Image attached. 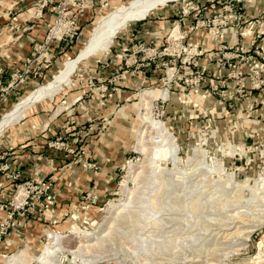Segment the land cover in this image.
<instances>
[{"label":"rangeland","instance_id":"374dc122","mask_svg":"<svg viewBox=\"0 0 264 264\" xmlns=\"http://www.w3.org/2000/svg\"><path fill=\"white\" fill-rule=\"evenodd\" d=\"M20 1L0 0V21L43 3ZM52 1L51 20L74 21L77 35L7 56L16 65H0V118L132 0ZM242 3L158 5L6 126L0 264L18 253L13 264H264V68H221L243 42H215L219 68L200 65L212 53L202 33L236 24L248 35Z\"/></svg>","mask_w":264,"mask_h":264},{"label":"crops","instance_id":"0c3cea01","mask_svg":"<svg viewBox=\"0 0 264 264\" xmlns=\"http://www.w3.org/2000/svg\"><path fill=\"white\" fill-rule=\"evenodd\" d=\"M242 1L243 8H245L248 16L242 22H246V26H244V28H248L246 34L251 36H245L242 34L239 29L240 25L237 26L236 24V26L234 25L230 28H225L221 37L215 34L205 35L202 33L206 38L204 40L208 41L210 36V50H212V53L206 51L207 53L200 57L201 66L207 65V67L210 68H219L216 63V56L218 57L220 54L213 51L217 48L215 42L216 44L226 42L229 43V46L231 47H236L237 44L243 42L245 46L247 45L245 48L246 52L239 53V56L237 55L236 59L231 60V62L228 61L229 67L224 66L221 68H264V0ZM24 3L25 2L19 4L18 10L23 9V7L20 6ZM10 5L13 7L16 4ZM33 9L36 11L35 5ZM31 10L32 9H29L14 17H10L11 12H8L9 17L0 21V65H5V68H11L12 65H16L14 58L7 56L20 57L21 55L30 53L32 50V43L34 41H42L47 35V25L52 21L50 16L52 15L51 12H47V14L40 17L37 16V11L31 13ZM256 16H258V19L253 20ZM247 21L250 22L248 23ZM148 22L149 21H145L144 24L134 26L132 30H136V27H144ZM174 30L175 34H177L178 26ZM211 37L213 38L214 43H211ZM214 53H217L216 56H214ZM240 56L243 57L242 60L240 59ZM252 56H254V61L251 59ZM11 59L15 62H11Z\"/></svg>","mask_w":264,"mask_h":264},{"label":"bare ground","instance_id":"6f19581e","mask_svg":"<svg viewBox=\"0 0 264 264\" xmlns=\"http://www.w3.org/2000/svg\"><path fill=\"white\" fill-rule=\"evenodd\" d=\"M167 1L171 0H132L129 4L103 16L93 27L88 41L75 58L67 60L64 63V66L56 72L50 80L32 89L14 107L4 113V115L0 118V143L6 126L12 121H16L21 118L24 114L23 112L26 106L45 96L51 97L62 88L70 86L73 83L71 74L84 58L109 49L112 38L119 30L123 29L133 21L146 18V15L151 9L157 7L158 5H162ZM166 94L167 93L165 91L163 95ZM144 118L147 119V121H151L149 113H146ZM154 124L158 125L159 122L156 121ZM159 137L160 138L157 139L160 140L154 141L163 142L166 139L164 135ZM141 149L146 150L147 146L142 144ZM17 256H19V253ZM17 256L7 259L6 264H13V261L16 260Z\"/></svg>","mask_w":264,"mask_h":264},{"label":"built area","instance_id":"2783aa9c","mask_svg":"<svg viewBox=\"0 0 264 264\" xmlns=\"http://www.w3.org/2000/svg\"><path fill=\"white\" fill-rule=\"evenodd\" d=\"M49 2H51L50 7L48 4ZM52 3H53L52 0H43V3H37L36 4L37 16L41 17L44 14H47V12H51L54 9V7H52ZM74 23H75L74 21L70 22V26H68L67 30H65V27H64L65 23L62 22V20L60 21V20L54 19L53 21L49 22L47 25V28L50 32L45 37V43L49 44L53 40H58L59 42H66V45H67V43L69 44L68 42L69 37L71 38V41L73 42L75 35H77L76 30L78 28L74 26L75 28L73 29V32H70V30H72L71 25H73ZM77 37L78 36H76V39ZM42 49L43 48L40 47L38 51L40 52ZM40 54H42V52H40Z\"/></svg>","mask_w":264,"mask_h":264}]
</instances>
